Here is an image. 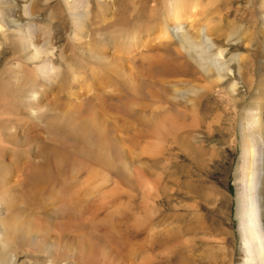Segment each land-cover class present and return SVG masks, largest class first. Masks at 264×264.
<instances>
[{
    "label": "rangeland",
    "instance_id": "obj_1",
    "mask_svg": "<svg viewBox=\"0 0 264 264\" xmlns=\"http://www.w3.org/2000/svg\"><path fill=\"white\" fill-rule=\"evenodd\" d=\"M250 1L190 2L191 16L188 11L184 21L190 35L197 39L198 26H207L229 47L223 61L238 56L211 71L189 46L163 34L170 0H0V142L5 135L23 142L37 132L44 136L43 126L52 122L71 129L91 120L115 173L103 169V184L96 191L90 185L88 202L95 206L86 214L111 218L88 232L102 235L113 225L120 234L118 246L89 237L85 243L95 247L76 244L72 253L67 242L80 240L81 231L66 226L64 232L77 236L65 239L43 224L46 212L33 210L35 242L15 243L19 256L13 264H240L246 222L241 210L257 174L252 154L245 163V151L256 97H264L257 91L264 83V55L257 56L255 46L263 30L264 49L263 12L253 16ZM231 34L237 41L228 44ZM213 51L208 53H218ZM35 92L43 108L40 124L19 113ZM19 120L20 126L7 125ZM262 125L264 130V109ZM34 144L29 156L41 163ZM11 159L6 166L15 164ZM261 193L264 215V179ZM50 234L67 244L58 258L42 251ZM8 254L9 260L15 256Z\"/></svg>",
    "mask_w": 264,
    "mask_h": 264
},
{
    "label": "bare ground",
    "instance_id": "obj_2",
    "mask_svg": "<svg viewBox=\"0 0 264 264\" xmlns=\"http://www.w3.org/2000/svg\"><path fill=\"white\" fill-rule=\"evenodd\" d=\"M189 1L190 0H170L171 4L166 24L162 26L164 28V32L162 31L163 34L165 33L167 37L178 38L185 44V49L189 46V48L192 49L191 56L195 59L197 58L196 56L203 58L204 61H207L210 70L214 67H217L218 70H222L227 66L228 62L233 63L238 61L237 55H233L228 62L222 60L226 52H228L227 50L229 47L225 49L221 41L214 38V31L209 27L204 25L198 26L197 39L190 35L184 23V21L188 20L191 16L190 2L192 0ZM249 3L252 15L256 17L258 13L257 10H260L263 12L262 18L264 20V0H251ZM188 11L190 12V16L188 15ZM262 31L258 32V37L256 36L255 46L258 49H256L257 56L264 55V49L261 47L259 41ZM161 38H164V36ZM228 38V44L237 41L235 34H231ZM197 49L202 51L201 55H196L193 51ZM213 50H218V53L210 54L214 52ZM161 71L163 70L161 69ZM228 71L229 75L234 74L232 69ZM260 84L257 89V91L260 90L258 96L264 92V83L260 82ZM233 85L237 87L238 82H235ZM33 96L34 97L30 98V106L28 108L19 106V113L21 112L22 115L31 117L34 124H40L39 120L43 108L39 105L40 100L38 99V92H35ZM256 99L259 106H256L255 113L253 112L254 116L250 118L253 126V134L251 138H249V141L252 146L249 145L246 148L245 154L248 156L246 157L245 163L249 160V155L252 154L250 158L257 167V174L252 182L253 184L250 186L251 195L250 197L248 196V206H243V211L241 210V216H246V222L241 224L242 239L245 242L241 247L240 264H264V215L261 206V200L263 198L261 190L264 179V130L262 125L264 97L262 99L260 98V102L258 101V97H256ZM23 122L24 120H19L18 123H13L11 121L7 123V125L12 126L14 124L13 126H20ZM91 122V120H88L84 125H75L71 129H64L52 122L43 126L44 136L42 133L37 132L32 139L23 142L15 137L5 135L6 138L0 142L2 143L0 147V152L2 153V158L0 160V174L2 176V179L0 178V206L2 207L0 209V216H2L0 219V264H7V262H9V264L17 263V258L19 256L17 251L19 248H17L15 243H20L22 247H30L31 243L35 242L36 237L31 231L34 221L32 216H34L35 210L42 211V213L46 212V215L43 217L40 216L43 224L50 226L51 231H61L63 233L61 236L65 239L71 238L72 236L76 238L77 235L69 233L70 230L64 232L62 230L64 227L67 226L69 229H71V227L78 228L79 231H81L78 235V238L81 237L80 240L71 243L67 242L72 253L75 251L74 245L76 244H81L80 246L82 248L94 246L93 244L85 243L84 240L89 237H95V239L97 238L100 242H108L109 245L118 246L120 244V240L118 239L120 234L116 233V229H114L113 225L109 226L104 234L101 233L102 235L92 234L96 232H88V228L93 231V229L98 228L101 222H108L111 218L109 213L105 216L103 215V217L94 215L92 218L86 214L90 210H93L95 206V204H90V201L88 202V198L94 194L90 185L91 183L92 185L96 184L94 188L96 191V188L99 186H97V184H100V186L103 184L99 183L100 176L98 178L99 172L103 169L115 173L110 153L104 145L103 135L102 133L94 134L92 132L89 127ZM30 131L32 132L34 130ZM28 134H30V132ZM53 134L54 136L56 134V138L53 137ZM60 136L61 138L59 139ZM92 137L93 139L91 141ZM67 141L71 143L69 144ZM254 141L257 145L254 144ZM33 142H35V144H37L36 147L41 150L40 152L42 154L40 153V157L38 156V158L41 159V163L32 160L31 156H29V154H31L29 152L32 151ZM6 144L12 146V149L9 150L10 147L6 146ZM255 147L257 148L255 149ZM10 155L15 161V164L6 166L5 159ZM26 155L29 157H25ZM243 158H245V156H243ZM84 174H87V177L84 178ZM18 177L20 178L19 182L17 181L19 186L13 187L10 180H14V178L18 179ZM101 180L103 181L104 179ZM6 192L9 194H6ZM2 194L6 195L3 197ZM33 210L34 212H32ZM122 223L120 224L122 225ZM115 226H117L116 222ZM119 226H117V229L121 227ZM37 231L40 232V230ZM191 232L193 231L191 230ZM61 236L58 237V240ZM56 237L52 234L47 241L48 246H43L42 251L51 256L53 254L52 257L56 256L58 258L60 256V249H62L64 245L67 246V244L57 241ZM246 237L252 239L253 243L248 244L246 242ZM61 239L62 238H60V240ZM95 249H93V251ZM9 252L15 254L10 260ZM24 254H26V252ZM69 254L68 252H64L61 256L68 257Z\"/></svg>",
    "mask_w": 264,
    "mask_h": 264
}]
</instances>
